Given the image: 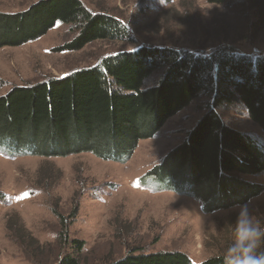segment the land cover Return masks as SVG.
Here are the masks:
<instances>
[{
    "label": "rangeland",
    "instance_id": "rangeland-1",
    "mask_svg": "<svg viewBox=\"0 0 264 264\" xmlns=\"http://www.w3.org/2000/svg\"><path fill=\"white\" fill-rule=\"evenodd\" d=\"M36 1L0 0V12H21ZM80 1L92 13L119 19L128 39L96 41L66 52L62 48L78 32L70 24H57L40 39L0 48V96L95 67L101 59L140 46L209 54L228 45L238 54H264V12L250 0L216 6L206 0ZM159 77L152 74L144 88L155 86ZM204 102L200 97L153 138L139 141L124 164L91 153L12 157L0 147V264H60L65 258L111 264L131 253H176L193 264L219 258L231 240L238 207L206 213L199 201L143 182L194 129L206 113ZM217 113L226 127L264 145L262 131L241 106L221 107ZM239 178L264 187V174ZM247 203L264 215V191ZM19 228L26 233L16 235Z\"/></svg>",
    "mask_w": 264,
    "mask_h": 264
},
{
    "label": "trees",
    "instance_id": "trees-1",
    "mask_svg": "<svg viewBox=\"0 0 264 264\" xmlns=\"http://www.w3.org/2000/svg\"><path fill=\"white\" fill-rule=\"evenodd\" d=\"M228 1L206 0L214 6ZM250 1L264 12V0ZM57 24H70L78 32L62 48L66 52L96 41L128 39L119 19L92 13L80 0H37L21 12H0V48L40 39ZM154 73L160 74L157 84L144 88ZM200 97L206 100V113L151 171L150 181L143 182L199 201L206 213L238 207L264 191L262 185L239 178L264 174V145L226 127L217 110L241 106L264 135V54L242 55L228 45L209 54L140 46L101 59L89 69L12 88L0 96V147L12 157L91 153L124 164L139 141L153 138L169 118ZM19 231L16 235L26 233L24 228ZM60 264L77 262L65 258ZM111 264L193 263L176 253H131Z\"/></svg>",
    "mask_w": 264,
    "mask_h": 264
},
{
    "label": "clouds",
    "instance_id": "clouds-1",
    "mask_svg": "<svg viewBox=\"0 0 264 264\" xmlns=\"http://www.w3.org/2000/svg\"><path fill=\"white\" fill-rule=\"evenodd\" d=\"M222 264H264V215L248 203L238 206L231 225V240L219 257Z\"/></svg>",
    "mask_w": 264,
    "mask_h": 264
}]
</instances>
